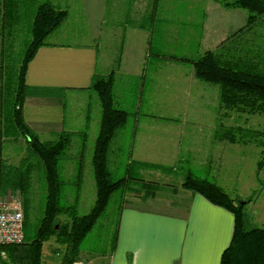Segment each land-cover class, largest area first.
Wrapping results in <instances>:
<instances>
[{"label":"crops","instance_id":"0c3cea01","mask_svg":"<svg viewBox=\"0 0 264 264\" xmlns=\"http://www.w3.org/2000/svg\"><path fill=\"white\" fill-rule=\"evenodd\" d=\"M43 1L68 13L49 37L71 41L47 39L27 67L24 116L29 127L43 140H52L64 129L61 123L51 122L49 116L46 119L45 109H59L68 95L72 100L95 95L91 87L94 76L113 73L116 102L134 110L129 111L135 117L130 130V151L136 159L131 167L136 162L139 171L182 174L177 184L169 180L148 185V191L147 184L142 182L145 187L134 190L141 194L134 201H125L120 208L116 234L107 249L103 253L80 249L73 264H221L233 239L234 215L186 190L182 182L189 172H203L225 189V180L237 179L239 183V172L246 169L245 152L239 148L242 143H231L236 145L237 152L229 151L224 158L228 142L219 138L218 131L221 124L239 125V118L238 114L231 118L220 114V86L198 79L192 63L179 57L201 55L230 39L240 50L247 47L246 42L259 40V36L251 37L250 32L245 37L238 32L246 24L247 11L224 7L218 0ZM27 7L28 3L24 8L22 0H0V69L6 59V44L15 38L20 14L28 11ZM67 23L70 25L63 28ZM103 41L109 56L101 69ZM3 81L2 76L0 92ZM99 100L97 105H101ZM213 106L218 108L215 112L207 111ZM143 107L181 108L191 114L188 116L187 112V116L179 118L185 121L182 128L177 117L157 111L141 114ZM36 108L41 119L36 117ZM229 157L237 160L230 163ZM225 159L224 169L222 165L217 168L219 161ZM254 167L250 166V170ZM221 171L232 174L222 176ZM254 181L256 189L246 185L242 192L235 191V196L251 200L244 203L249 227L264 228V183L257 178ZM134 184L137 186V181Z\"/></svg>","mask_w":264,"mask_h":264},{"label":"trees","instance_id":"16d2710c","mask_svg":"<svg viewBox=\"0 0 264 264\" xmlns=\"http://www.w3.org/2000/svg\"><path fill=\"white\" fill-rule=\"evenodd\" d=\"M218 1L224 7L242 8L247 11L246 24L238 32L247 35L255 24H259L261 28L264 26V0ZM32 12L30 43L21 65L15 75L5 76L7 70L5 73L0 72V78L3 76L4 79L0 92V117L3 115L11 117L15 121V129L27 138L28 158L34 159L44 171L47 199L38 226L37 237L32 242L24 241L21 244L5 246L3 249L6 251L7 257L0 258V264H9L10 262L12 264H42L40 254L43 242L50 238H54L59 245L64 247V255L60 264H73L80 254V244L96 225L106 209L111 195L121 189L125 181L128 184L132 178L129 175L127 179L113 180L112 172L108 167L112 140L119 129L126 124L130 113L116 106L114 74L95 75L91 87L100 98L102 106L101 126L93 155L97 190L96 202L91 211L83 215L76 213V209L70 210V208L61 206V181L57 164L61 154L72 144L74 132H63L52 140H43L37 132L29 127L24 116L28 88L25 75L37 50L46 45L49 35L64 22L68 13L66 10L55 8L53 4L46 1L39 2ZM11 13L14 14L13 8H11ZM230 40L222 42L216 49L207 50L201 55L183 56L179 59L192 63L194 74L198 79L220 86L221 115L231 118L238 114L239 125L221 124L218 130L219 138L231 143L249 144L250 140L245 132L247 129L244 128L245 121L248 119L251 121L250 115H254V113L264 118V38L256 39L255 42L248 39L253 44L246 42L247 47L241 50L237 49ZM8 68L9 66L6 67V69ZM12 71L14 70L10 67L7 74ZM13 83L18 86L14 87ZM257 132L264 137V130ZM263 143L261 142L260 146L264 147ZM262 151L261 156L263 157L258 162L259 169L264 164V149ZM7 174H10V177L6 182L0 181V195L8 190L23 192L25 196V227L30 217L31 205L29 197L26 196V187L28 186L26 181L28 180L25 179V174L19 171L16 174L13 172H7ZM136 180L147 184V191L148 185L152 187L154 184H158L139 177ZM182 187L204 196L210 202L233 213L234 235L230 246L222 256L221 264H264V228H250L243 209L244 203L251 200H244V203H241L243 199L232 197L217 182L192 172L186 174ZM69 212L70 219L61 223L60 216Z\"/></svg>","mask_w":264,"mask_h":264},{"label":"rangeland","instance_id":"374dc122","mask_svg":"<svg viewBox=\"0 0 264 264\" xmlns=\"http://www.w3.org/2000/svg\"><path fill=\"white\" fill-rule=\"evenodd\" d=\"M22 1L24 8L25 2L29 4L27 7L28 11L26 10L27 12L25 11L24 13L20 14L21 24L18 27L19 30L16 32L15 38L12 40L9 39L8 43L6 44L7 53L4 55V58L6 57V59L3 61V66L0 69L1 71L7 70L8 73L10 67H12L15 72L12 71V73H6L5 76H10L11 74L15 75L16 70L21 65L31 38L30 25L33 16L32 9H35L36 5L43 0ZM69 25L70 23H67L65 26H63V28H67ZM249 32L251 37L259 36L260 39L264 38V26L261 28L259 24H255L253 28L249 30ZM48 39L64 42L71 41V39L59 40L55 37H49ZM256 39L257 38H255L254 40ZM100 49V63L102 69L107 61V56H109V49L107 48L106 41H103L102 47ZM182 52L189 51L183 50ZM6 66H9V68L6 69ZM10 80L13 81V79ZM17 86L18 85L14 84V87ZM94 94L95 95L93 96L88 95L86 99L82 100H80V97L72 100V96L68 95V97H66V102L63 103L61 107H59V109H45L44 111V116L46 117V119H49L50 117L51 122L57 121L61 123L64 129L63 132L74 131L72 144L64 151V153L61 154L57 164V168L59 170V178L61 181L60 205L65 208H70V210L76 209V213H78L79 215L89 213L95 205L97 198L93 155L95 151L96 139L101 126L102 106L97 105L99 99L97 97V93ZM129 96H131V100L134 98L131 92L129 93ZM120 105L121 103L116 104L118 108H123L128 112L134 111L133 109L129 108V105ZM215 109L218 108H215L213 106L207 111L215 112ZM155 111H157L156 113H160L161 115H173L174 117L178 118V124H180V122L182 123V128L186 126L184 124V119L179 118H182V116H187L186 114L189 110H183L181 108L148 110L143 107L141 108L139 113H154ZM35 112L36 115H38L36 117H39V119H41L42 114L40 110L36 108ZM190 114L191 113L188 112V116H190ZM250 117L252 118L251 121L250 119H248L244 123V128L247 129L245 130V132H247L246 136L250 140L248 141L249 145H247L246 143H242V145H239V148H242L245 152L244 163L246 165V169L244 172H239L241 173V180H239V183H237V179H235V182L231 180L224 181L228 185L226 186V189L223 188V190L228 193L230 192L232 197H236L235 195H238V192L235 191L242 192L246 185L250 186L251 189H254V187L256 189V182L254 181L255 178L264 183V164L260 169L258 168V162L263 157L261 155L263 154L262 150L264 149V147L260 146V144L261 142H264V137L260 136V133L257 132L258 130H264V118L256 115L255 113L254 115L251 114ZM134 118L135 117L130 114L126 124L121 127L115 135L110 145L111 151L108 160V167L112 172L111 174L113 180H118L121 178L127 179L129 175L132 178L130 181H128L129 179L127 180L128 184L125 181L123 187L111 195L107 207L102 213L101 217L98 219L96 225L80 244L81 251L83 250L93 253H103L107 249L110 244V240L116 234V226L118 223L117 221L120 208L123 206L125 201H134V199L137 198L138 194H141L140 192H134L135 189L139 187L142 188V186H140V184H142V181H137L136 178L139 177L147 181H157V183H163L170 180L175 184H177V182H180L182 179L181 173L176 175H167L160 173V170L140 169L139 171L136 162L131 167V162L136 159V156H131L130 151L132 145L131 143H133L130 138V130H132ZM14 122L15 121L11 117L8 118V116L6 115L0 117V181L4 183L10 177V174H7V172H13V174H16L19 171L20 173L25 174V179L28 180L26 181V184L28 185L26 187V196L29 197L31 205L30 217L25 224L24 234L25 242H32L37 237V231L39 228L38 226L44 213L45 203L47 199V184L44 178L43 169L39 167L34 159H32L31 157L28 158V153L26 151L27 138L23 134L18 132L17 129H15L16 126L14 125ZM223 151L225 153H223L222 155L225 158L229 151L232 154H236L237 147L236 145H232L231 142H228ZM229 160L230 163H233L237 160V158L229 157ZM226 161V159L223 161H219V163L215 165L217 168L221 167L222 165L223 170L225 166L224 163ZM254 161H258L257 164L253 165ZM238 164H241L240 159ZM250 166L255 167L253 170H250ZM129 169H132V173L129 172ZM255 171L256 173H254ZM195 174L203 178H208L211 181L213 179L209 173L202 172ZM220 174H222V176H225L226 174L231 175L232 173L221 171ZM252 177L254 178L253 180ZM135 181H137L138 183L137 186L134 184ZM143 187L145 186L143 185ZM142 191L144 192L145 188H143ZM16 192H19L20 199L24 208L25 196L21 190H17ZM70 215V212L62 214L60 216V222L63 223L68 221L70 219ZM63 255L64 247L59 245L54 238H50L49 240L47 239L43 242L40 254L42 264H60ZM9 264H12V262H10Z\"/></svg>","mask_w":264,"mask_h":264},{"label":"built area","instance_id":"2783aa9c","mask_svg":"<svg viewBox=\"0 0 264 264\" xmlns=\"http://www.w3.org/2000/svg\"><path fill=\"white\" fill-rule=\"evenodd\" d=\"M25 241L24 208L19 192L8 190L0 195V258H6L3 249Z\"/></svg>","mask_w":264,"mask_h":264},{"label":"water","instance_id":"95a60500","mask_svg":"<svg viewBox=\"0 0 264 264\" xmlns=\"http://www.w3.org/2000/svg\"><path fill=\"white\" fill-rule=\"evenodd\" d=\"M241 203H244V201H243V202H241ZM57 228H58V226H57Z\"/></svg>","mask_w":264,"mask_h":264}]
</instances>
